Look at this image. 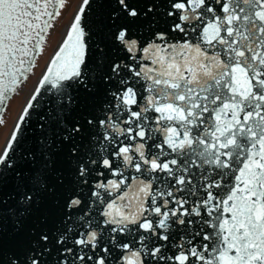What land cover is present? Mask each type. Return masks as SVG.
Wrapping results in <instances>:
<instances>
[{
  "label": "snow or ice",
  "instance_id": "1",
  "mask_svg": "<svg viewBox=\"0 0 264 264\" xmlns=\"http://www.w3.org/2000/svg\"><path fill=\"white\" fill-rule=\"evenodd\" d=\"M68 0H0V126ZM0 264H264V0H80L0 145Z\"/></svg>",
  "mask_w": 264,
  "mask_h": 264
},
{
  "label": "rangeland",
  "instance_id": "2",
  "mask_svg": "<svg viewBox=\"0 0 264 264\" xmlns=\"http://www.w3.org/2000/svg\"><path fill=\"white\" fill-rule=\"evenodd\" d=\"M80 0H68V7L67 10L63 13L62 17L59 18L58 22L56 23V27L54 31L51 32L49 43L46 46V50L41 57L38 58V67L35 69L36 75L32 76L23 89L16 94L11 101L9 102V107L5 112V120L7 122L6 126H0V145L4 143L5 136L10 131L12 123L24 103L29 90L33 87L34 82L36 81L37 77L40 75L51 51L59 41L61 37V33L64 30L65 26L68 25L70 18L73 12L76 10L77 5L79 4Z\"/></svg>",
  "mask_w": 264,
  "mask_h": 264
},
{
  "label": "water",
  "instance_id": "3",
  "mask_svg": "<svg viewBox=\"0 0 264 264\" xmlns=\"http://www.w3.org/2000/svg\"><path fill=\"white\" fill-rule=\"evenodd\" d=\"M80 3V2H79ZM58 43V42H57ZM56 46V45H55ZM53 50H54V48H53ZM53 50L51 51V53H50V55L53 53ZM50 55H49V57H50ZM49 57H48V59H49ZM47 59V60H48ZM44 68V67H43ZM43 70V69H42ZM25 102V101H24ZM24 104V103H23ZM23 104H22V106H23ZM22 106L20 107V109H19V111L21 110V108H22ZM19 111H18V113H19ZM18 113H17V115H18ZM16 115V116H17ZM16 118V117H15ZM15 120V119H14ZM13 123H14V121H13ZM13 123H12V125H13ZM12 127V126H11ZM11 129V128H10Z\"/></svg>",
  "mask_w": 264,
  "mask_h": 264
},
{
  "label": "bare ground",
  "instance_id": "4",
  "mask_svg": "<svg viewBox=\"0 0 264 264\" xmlns=\"http://www.w3.org/2000/svg\"><path fill=\"white\" fill-rule=\"evenodd\" d=\"M66 27V26H65ZM60 40V39H59Z\"/></svg>",
  "mask_w": 264,
  "mask_h": 264
}]
</instances>
